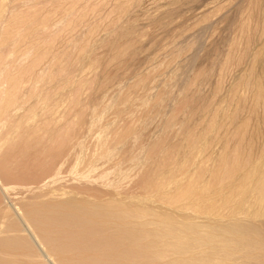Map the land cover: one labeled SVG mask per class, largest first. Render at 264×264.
I'll list each match as a JSON object with an SVG mask.
<instances>
[{"label":"bare ground","instance_id":"bare-ground-1","mask_svg":"<svg viewBox=\"0 0 264 264\" xmlns=\"http://www.w3.org/2000/svg\"><path fill=\"white\" fill-rule=\"evenodd\" d=\"M36 1L0 0V209L5 198L9 204L0 212V264H264V64L253 62L264 50V0L251 2L250 14H238L240 27L227 42L214 31L220 13L191 26L183 38L174 33V40L161 39L149 53L141 51L146 42L131 27L118 33L112 56L126 52L134 66L95 83L104 89L97 128L83 125V96L94 89L99 68L113 69L121 61L99 64L96 56L89 58L94 28L76 45L63 39L93 11L78 10L84 0H45L52 1L49 7ZM166 1L147 0L145 7L163 9ZM126 2L115 4L117 19L129 18L141 0ZM64 18L70 20L61 26ZM58 21L61 30L54 33ZM210 48L225 50L224 69L195 79L189 66ZM81 62L87 63V75L69 83ZM181 65L183 72L169 76ZM209 77L218 90L200 110L190 107L185 98L197 100L196 83ZM182 82L185 92L177 97ZM61 94L71 96L63 109L55 101ZM96 96L98 91L90 99ZM168 100L170 110L177 109L173 129L165 127ZM152 124L155 138L149 140L145 128ZM206 140L209 149L198 154ZM73 143L83 144L95 159L104 155L111 161L124 159L128 153L118 152L123 146L143 148L125 160L143 179L132 190V202L104 194L107 167L103 174L98 166L91 176L83 173L90 163L86 156L77 170L75 157L69 158L62 170L67 178L61 176L56 155ZM177 170L190 175L173 187L167 178L176 180L182 172ZM44 179L51 185L34 184ZM152 201L159 213L143 208ZM187 208L191 218L176 217Z\"/></svg>","mask_w":264,"mask_h":264},{"label":"rangeland","instance_id":"rangeland-1","mask_svg":"<svg viewBox=\"0 0 264 264\" xmlns=\"http://www.w3.org/2000/svg\"><path fill=\"white\" fill-rule=\"evenodd\" d=\"M44 1L45 0H42V1L37 0L36 2H38V6H43V5L46 7L51 6L52 1H49L48 4H47V2H44ZM60 1H63V0H60ZM84 1H85L84 4L82 6H80L78 8V10L83 8V6L84 7L88 6L89 9H90V7L91 8L93 7V11L91 13H89V15H88L89 17L86 18L87 20H85V22H83L81 24V26H78V28L76 27L75 28L76 30L73 29L72 33H70V35L68 34L69 36L67 35V38L63 37V39L68 40V41L70 40L69 42H72L74 45H76L77 43H80L81 41H83L84 38H86L85 36H87V33L89 30L94 28L93 34L95 37L94 38L95 41L92 44L90 43L91 48L89 47L90 52H88L90 54L89 58L96 56L94 61H96L97 63H99V62L104 63L107 61H121L120 64L113 69L111 68L112 66L108 67V69H105V67H104V69H102V70H100V68H99V70L97 71V75L100 78L97 76V78L93 82V85H95L96 87L94 86V89L90 90L89 92L86 93V95L83 96V98H86V103H87V104H85V105H87V108L84 109V111H83V115L85 117V119L83 120V125L86 128H97L98 127L97 126V124H98L97 119L100 116V112L98 110H96V108L99 106L100 100L103 99V96H101V95L104 92V89L99 88L97 85V84L102 83V81H100V80L104 79L105 81H107L108 78H110V77H118V75L120 74V72L124 68L130 69L134 66L135 60L132 58V55L130 56L126 52L119 58L112 56L113 50L115 49L114 46H116V44H118V42L116 40V35L118 33L120 34L124 30H126L127 27H128V29H130L129 27H131V30H133V32L135 31L134 34L139 36V37H141V35H142L141 40L142 41L145 40V42H146V45L143 42H142L143 44L139 42L141 44V46L145 45L141 51L143 53H146V52L149 53V51H151V49L161 39L164 41L167 39L168 41L167 40L166 41L169 42V41H171V39L172 40L176 39V35H177V37L183 38L189 32V30L192 29L191 26L194 28H197L201 24H203L208 18L213 16L214 14L220 13L222 15V21L220 24H218L215 27L214 31L216 34H218L220 36L222 41L227 42L228 36H232V30L234 28L240 27V25L238 26L236 24V22L238 20V14L239 13L241 14L242 10L250 14V10L253 9V4L251 2H255V0H201V1H197V2L186 0V2L183 3L182 1L175 2L174 0H172L175 2L172 5L173 2L171 0H169V1L165 2L166 4L162 2V5H161V3H160V7L164 6V7H162L163 9L165 8V9H169L171 11L170 15H165L161 11L163 9H161V8L157 9L155 7H152L153 9H150L151 7L147 8V7H145V2L147 0H141L140 6H138L139 8L138 7H137V9L133 8V9H131V11L128 12L129 14H130V12L132 13V14H130V16H129V14H127L129 16V18L126 17V15H125L123 18L117 19L116 18L117 12L113 11L115 4L118 1H120V3L124 2L125 5H129V4H127L128 1L127 2H126V0H123V1L122 0H84ZM40 2H41V4L39 5ZM167 3L170 6L167 7ZM169 3H171V4H169ZM97 6H99V7H97ZM148 16L150 19L148 18ZM126 18H127V20H126ZM68 19L69 18L62 19L63 21L60 25L62 26L63 22L65 20L68 21ZM115 19L119 20L118 23H116L117 20H115ZM128 19H129V21H128ZM144 19L145 20L147 19L146 22L144 21L143 22L144 24L140 23V20L142 22ZM189 19H191L193 22L190 21ZM111 20H113V21H111ZM67 21H65L64 23L66 24ZM120 21L122 23H119ZM59 22H61V21H58L56 23L57 24L56 27L57 26H59V27H57L56 29L54 28V30H55V31L53 30L54 33H57L61 30V26L58 24ZM109 22H111V25L109 24ZM112 22H114V24ZM112 24L114 26V29L109 31L108 29L110 26H112ZM120 24H121V26H120ZM186 24H189V25H186ZM120 27H121V29H120ZM124 27H125V29H124ZM172 28H173V32H172ZM175 28H177V29L175 30ZM78 29H80V30L78 31ZM97 30H99V31H97ZM99 32H101V33H99ZM107 34H109L107 36L108 38H105V36ZM155 34H157L158 36ZM195 35H196V32L193 34L191 41H193L195 39ZM171 36H173V37L175 36V37L173 38ZM101 38L102 39L105 38V39L102 40ZM106 39H107V42H105ZM120 39L123 40L125 38L120 37ZM149 39H150V42L148 43L147 40H149ZM112 41H113L114 45L112 44ZM103 44H105V45H103ZM110 44L113 45L112 46L113 48L111 47ZM70 49H71V47H70ZM91 53H93V54H91ZM225 54H226L225 50H223L221 48H210L209 52H206L204 54V58L202 61H197L198 59H194V61L191 62L190 66H189V73L191 72L194 75L195 79L196 78L200 79L204 73L210 77L212 75H214L215 73L220 74V70L224 69V67H222V66L224 64L223 59H224ZM253 59H254L253 60L254 64H255V61H258L259 63H261V65H263L264 64V50L262 52H260V54L258 56L255 54ZM88 60L89 59L87 57V59L83 60V61H88ZM122 61H124V62H122ZM86 64H87L86 62H81L75 67V69L73 68L71 75H69L70 77L68 76V78H67V79H69L68 80L69 83L75 82V80L77 81L78 79L82 78L81 75L83 77H84V75H87V73H88L87 70H89V68L86 66ZM111 64L113 65L114 63H111ZM255 66H256V64H255ZM183 71H184V66L181 65L176 70L171 71L169 76L173 75L174 73H177V72L180 73ZM101 72H103L104 74L102 73V75H99ZM210 77L205 82H203L202 84L199 82L196 83V85L198 86L197 100L194 99L193 101H189L185 98V100L188 102L190 107H194L197 110H200L201 107L203 105H205L204 103L209 101L213 91L218 90L219 84L217 82H215L214 80H212ZM197 81H199V80H197ZM95 83H97V84H95ZM95 91L99 92V96L91 97V99H90V94L92 92H95ZM184 92H185V85L182 82L179 86L176 87L174 94L177 97H181ZM70 97L71 96L67 97V95L64 96L63 94H61L60 96L56 97L55 101L57 102L58 105L61 104L60 105L61 109H63L62 106L64 105V103L67 100L69 101ZM116 97H117V95H116ZM109 104H108V107L110 106ZM171 108H172L171 107V101L170 100L165 101V104L163 105V109L166 111V109L170 110ZM176 110L177 109L169 111L170 114L167 117V119H166L167 122L165 124V127L167 129H169V128L173 129L174 128V125L172 123L174 121V119L171 118V115L175 114ZM93 121H95V122H93ZM145 131H146V133L144 136L150 137L149 140H154V138H155L154 125L153 124L151 125V129L145 128ZM137 132L142 135V129H139ZM209 142H210L209 140H206L204 143L198 145V149H197L198 154L204 150L209 149V146H210ZM180 143L182 144V146H184V144L186 143V140L183 139ZM157 146H159V145H157ZM121 148L123 150H119L118 152H121L124 155L127 153L128 154L124 157V159L119 158L120 160H118V161H111L114 157L113 158H107L104 155L100 159H95V158H93L92 155L88 154V149H83V144H77L76 145L73 143L71 145V147L69 148L68 152L65 149L58 151V153L56 155V159L60 161L59 165H58V170L62 173L61 176H63L64 174H63L62 170L64 169L66 164H68L69 158H72V157H75V165H77L76 166L77 167L76 170H77L79 168V164H80L82 156H86L88 158V160L90 161V163L88 164L87 170H84L83 173H87L91 176V173H95V168H96V166H98L100 168L99 171L103 174L106 172V167H107V172H108L109 177H108V182L102 183V186H103L102 192L104 194H106L107 196L115 195L118 198L120 197L121 201L132 202V190L135 186L142 184L143 179H141L138 175H133V172H130V170L127 169L128 164L125 160L128 157H132L133 155L136 156L138 154H142L143 148H140L138 150H134V147H132V146H123ZM196 162L199 163L198 160ZM192 164L193 163H191L190 166ZM113 168H117L119 171H117ZM189 169L191 170L190 167H189ZM186 170L185 171H182V170L173 171V173H176L179 171H182V172L177 174L176 176H174L176 178V180H171L172 176H169L167 178V182L169 183V185H171L173 187H178V186L184 185V180L187 178L188 175H190V173H187ZM76 172H74V174ZM185 173H187V174H185ZM65 175L63 177L67 178V177H65ZM145 180H146V177H145ZM91 181H92V179L87 180V182H91ZM40 183H45V184H48L49 186L51 185V183L45 179L39 180V181L38 180L34 181V184H36V185H38ZM4 201H5V203L3 204V207L0 209V212L8 210V208H9L8 200H6V198H5ZM143 208L146 211L151 210V211H155V212L159 213V205H157L154 201L145 203ZM191 214H192L191 210L187 208V209L183 210L180 214H177L176 217H184V218L189 219L192 217Z\"/></svg>","mask_w":264,"mask_h":264}]
</instances>
